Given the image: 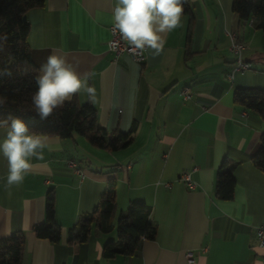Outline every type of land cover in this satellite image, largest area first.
I'll use <instances>...</instances> for the list:
<instances>
[{
  "label": "crops",
  "instance_id": "0c3cea01",
  "mask_svg": "<svg viewBox=\"0 0 264 264\" xmlns=\"http://www.w3.org/2000/svg\"><path fill=\"white\" fill-rule=\"evenodd\" d=\"M187 1L191 14H182V26L165 34L159 56L145 51L141 63L126 54L114 58L107 48L116 0H44L26 12L27 43L38 71L53 49L61 50L96 89L94 101L84 92L73 99L94 107L107 132L131 131L132 139L111 152L77 134L42 135L59 150L34 158L23 184L11 187L0 155V238L23 233L20 264H264L256 239L264 220V171L252 162L263 122L233 103L237 88L264 89V36L250 20L238 19L232 0ZM231 34L244 46L247 70L236 69ZM184 87L189 99L180 94ZM5 133L0 127V141ZM224 161L235 164L227 200L215 187ZM184 173L194 188L178 179ZM109 180L115 185L113 225L130 202H143L156 234L132 255L106 259L102 247L116 240L113 231L92 229L78 244L68 241V230L96 207ZM50 189L60 225L57 242L32 231L44 221Z\"/></svg>",
  "mask_w": 264,
  "mask_h": 264
},
{
  "label": "trees",
  "instance_id": "16d2710c",
  "mask_svg": "<svg viewBox=\"0 0 264 264\" xmlns=\"http://www.w3.org/2000/svg\"><path fill=\"white\" fill-rule=\"evenodd\" d=\"M44 0H0V120L9 116L23 119L28 127L40 135H53L69 138L73 134L84 137L94 147L107 151L120 150L131 142V131L114 130L107 132L98 125L96 110L90 104H78L74 99L57 109L53 116L41 121L33 111L31 96L36 91L34 77L38 69L32 62L27 43L29 24L22 16ZM232 11L242 22H252L254 28L261 30L264 36V0H232ZM183 14H191L188 1L183 5ZM10 72L11 75L6 73ZM233 103L246 110L256 112L263 122L260 145L252 157L253 164L264 171V89L237 88L233 93ZM235 164L224 161L217 171L216 194L221 199H230L233 195L234 178L232 170ZM115 185L109 180L105 192L96 207L81 214L72 228L68 230V241L84 243L92 229L101 233L114 232L116 240L107 241L102 247V256L106 259L116 255H132L143 239H153L156 225L149 220L150 207L143 202H130L126 210L116 218L115 225ZM32 231L37 238H46L57 242L60 237V225L55 219L54 193L50 189L45 197L44 221L36 223ZM24 249V235L0 238V264H20Z\"/></svg>",
  "mask_w": 264,
  "mask_h": 264
},
{
  "label": "clouds",
  "instance_id": "9594fccd",
  "mask_svg": "<svg viewBox=\"0 0 264 264\" xmlns=\"http://www.w3.org/2000/svg\"><path fill=\"white\" fill-rule=\"evenodd\" d=\"M186 0H116L111 11L113 31L129 46L131 53L149 51L153 58L164 50L165 34L182 26L181 17ZM6 39V37L0 38ZM11 75L10 72L6 73ZM36 91L31 96L33 111L41 121L84 92L95 100L96 89L89 86V76H81L59 49H53L34 77ZM4 100L0 98V106ZM6 128L0 141V155L7 161L6 187L22 185L33 169L32 160H43L45 150H59L46 137L31 130L26 122L9 116L0 120Z\"/></svg>",
  "mask_w": 264,
  "mask_h": 264
},
{
  "label": "built area",
  "instance_id": "2783aa9c",
  "mask_svg": "<svg viewBox=\"0 0 264 264\" xmlns=\"http://www.w3.org/2000/svg\"><path fill=\"white\" fill-rule=\"evenodd\" d=\"M108 32H109V38L107 40V48L113 54L114 58H117L121 54H126L133 62L141 63L144 60L145 51L136 54L131 53L129 50V46L126 44V42H124L121 39L118 31H113L112 24L109 26ZM243 48H244L243 44L236 40V36L234 34H231L230 49L236 55V69L247 70L250 68V63L245 62L241 59V52ZM180 94L184 99L190 98V91L188 87H184L181 90ZM68 163L73 168L76 167L75 163L72 160H70ZM75 170L77 169L75 168ZM178 179L184 181L187 187L190 189L194 188L195 186L194 182L190 179L187 173L182 174ZM256 239L258 246L263 250L261 256L262 259L264 260V220L256 228ZM186 258L188 262H192L191 253L189 252L186 253Z\"/></svg>",
  "mask_w": 264,
  "mask_h": 264
},
{
  "label": "water",
  "instance_id": "95a60500",
  "mask_svg": "<svg viewBox=\"0 0 264 264\" xmlns=\"http://www.w3.org/2000/svg\"><path fill=\"white\" fill-rule=\"evenodd\" d=\"M22 20L25 22L26 21V14L22 16Z\"/></svg>",
  "mask_w": 264,
  "mask_h": 264
}]
</instances>
